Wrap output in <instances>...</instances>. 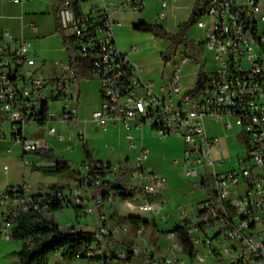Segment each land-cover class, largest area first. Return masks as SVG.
<instances>
[{"label": "built area", "instance_id": "1", "mask_svg": "<svg viewBox=\"0 0 264 264\" xmlns=\"http://www.w3.org/2000/svg\"><path fill=\"white\" fill-rule=\"evenodd\" d=\"M144 1L61 0L58 16L64 32L76 38L89 35L77 40L75 50L81 68L99 82L101 102L92 119L103 132L110 126L121 128L128 148L135 153L131 161L93 159L79 163L78 180L66 190L51 191L46 185L24 179L18 185L0 188V240L12 239L22 213L49 216L69 208L74 219L53 222L59 231L74 233L81 231L82 217L98 211L99 225L86 246L85 257L70 262L58 258L49 264H183L171 254L118 242L115 234L128 232L131 225L120 221L111 227L103 201L95 196V186L113 181L122 170V178L126 176L129 185L139 190L128 200L111 194L107 200L113 198L128 209L148 213L162 208L152 199L163 191L166 177L147 166L148 149L138 146L132 133L149 128L159 136L180 137L183 155L174 158L172 166L194 185L209 177L210 188L216 193V204L207 198L197 204L193 216L181 210L177 226L193 246L192 256H183L193 260L198 257L196 248H200L210 264H264V11L260 0H208L209 7L195 22L202 31L200 45L195 46L212 54L214 67L208 73L201 72L205 81L194 92L195 86H180L186 55L160 84H154L143 77L130 53L115 45V15L139 12ZM166 5V1L161 2V17L166 15ZM136 49L132 46L130 52ZM40 61L29 40L2 30L0 138L6 136L7 125L10 138L21 146L23 154L50 149L45 137L27 134L31 125H43L47 135L65 141L56 124L77 119L72 94L75 71L67 62L60 77L49 78L40 72ZM208 120L234 131L238 148L233 153H223L219 138L208 132ZM77 138L86 142L82 132ZM27 162L24 158L23 163ZM54 201L60 202L61 208L49 212ZM134 229L140 236L144 227L140 224ZM169 239L170 253L182 249L175 233L169 231Z\"/></svg>", "mask_w": 264, "mask_h": 264}, {"label": "crops", "instance_id": "2", "mask_svg": "<svg viewBox=\"0 0 264 264\" xmlns=\"http://www.w3.org/2000/svg\"><path fill=\"white\" fill-rule=\"evenodd\" d=\"M162 1L167 2L165 7L166 15L164 17L159 14L162 11ZM195 2L196 0H177L176 2L171 0H145L141 11L120 12L115 15L114 43L120 51L130 53V57L140 67L145 79L152 81L154 84H160L177 63L169 64L170 66L168 67L159 59L160 63L153 64L149 58L150 50L146 51L143 46L160 45L156 50L157 55L160 56V53L168 46V42L161 38H155L150 33L137 32L134 30V25L141 22L157 23L167 31L175 33L179 25L188 20ZM54 6L55 0H0V33L6 29L14 37H23L29 40L41 60L39 62L40 72L49 78L60 77L64 65L68 62L65 47L60 36L57 38L55 31ZM30 25H33V28ZM195 28L199 31V35L195 37L196 39L191 36V28L188 31V37L193 41L194 45H200L199 40L202 36V31L198 27ZM132 46H136L137 49L130 52ZM185 64L182 68L180 86L184 89H191L196 85L200 70L198 67L190 70ZM81 73L83 76L80 79L76 78L72 85V94L76 97L77 102V119L72 123L56 124L58 131L64 133L66 140L59 141L55 136L47 135L43 125H31L27 134L33 137H45L49 148L57 156L69 161L71 166L83 162L85 147L92 152V158L95 160L131 161L135 152L128 148L125 132L117 126H110L107 132H103L93 121V112L99 107L101 102L99 82L86 69L81 68ZM189 76L191 79L190 85H188ZM81 82L83 83L82 91L79 88V83ZM90 90L94 92L92 101H90L88 96ZM5 126L7 127V125ZM207 129L210 135L219 138L223 153L225 155L231 154L230 145L235 140L234 131L224 129L221 125L212 123L211 120L207 121ZM95 130H99L103 134L100 140L101 143L97 142L99 137ZM79 132L84 133L86 142L82 143L78 140L77 133ZM132 133L137 139L138 146L145 145L148 149L147 166L154 173L162 174L166 177L163 191L152 199V203L161 204L162 208L148 213L128 209L122 203H119L122 207L119 208L116 204L117 215H131L147 219L152 224L144 227L145 231H149V228L153 230L158 228L159 231L172 230L177 226L181 218V210H185L189 216H193L196 213L197 204L205 201L207 194L203 189L198 188L197 185L190 183L182 172L171 164L174 158H180L183 155L184 143L180 137L159 136L149 128L134 130ZM67 144L70 145V148H66ZM29 162L30 164L37 163L38 158L31 156ZM28 170L30 173L26 181L31 184L51 185L61 179V177L46 176L39 172H32L30 167ZM22 173V177H25L27 171L22 170ZM5 176V179L0 177V188L6 185L19 184H12L8 174ZM110 212L112 213L113 210ZM132 229L134 228L130 226L129 231H132ZM133 231L136 233L135 229ZM115 239L124 243L116 236ZM141 240L145 241L144 238H141ZM8 242L10 241L0 240V245L3 244L1 245V252L4 255H9L11 264H14L17 258H13L12 263L11 253L12 251H19L22 245L12 247V243ZM157 254L164 255L165 252L159 251ZM206 264H210V262Z\"/></svg>", "mask_w": 264, "mask_h": 264}, {"label": "trees", "instance_id": "3", "mask_svg": "<svg viewBox=\"0 0 264 264\" xmlns=\"http://www.w3.org/2000/svg\"><path fill=\"white\" fill-rule=\"evenodd\" d=\"M60 4L61 0H55V31L57 35L60 36L65 47L70 67L75 71L76 78L80 79L83 75L81 73V62L75 50L76 42L79 39L89 37V35L85 34L83 37L76 38L65 34L58 16ZM208 7V0H196L188 20L180 24L175 33L167 31L163 26L157 23L145 22L134 25V30L142 33H150L155 38H161L168 42L166 49L160 53V57L165 63L169 62L176 55L180 46L185 47V54L189 52V56H192L196 60L198 56L196 51L197 48L188 37V31ZM190 50H194V52L191 53ZM204 81L205 75L200 72L192 92L198 91L202 87ZM31 154L38 158L37 163L30 164V170L32 172H39L46 176L68 178L72 181L78 180L79 171L76 167L71 166L70 162L66 159L57 156L52 149H38L32 151ZM92 160V152L85 147L83 163H89ZM122 176L123 171L121 170L113 181H106L101 185L95 186V196L99 197L104 202L107 201L110 194L120 200L130 199L139 188L121 182ZM210 183L211 179L209 177H203L197 184V187L203 189L207 194V198L213 204H216V193L211 190ZM69 188V185L62 186L57 183L48 186V189L51 191L66 190ZM60 208L61 203L54 201L50 206L49 212H57ZM200 213H203V211H200ZM121 219H125L133 228L140 224L143 225V227L152 224L147 219L131 215L122 217ZM170 232L177 235L183 252L188 256H192L193 246L185 231L179 226H176L170 230ZM92 234V231L86 230L64 233L59 231L57 225L50 216L40 215L37 212L22 213L19 217L18 227L12 235V239L22 241L21 249L14 253L17 257V264H49L50 261L55 258H59L64 262H70L76 258H84L86 255V246L91 241ZM25 240H28V243H26Z\"/></svg>", "mask_w": 264, "mask_h": 264}, {"label": "rangeland", "instance_id": "4", "mask_svg": "<svg viewBox=\"0 0 264 264\" xmlns=\"http://www.w3.org/2000/svg\"><path fill=\"white\" fill-rule=\"evenodd\" d=\"M260 6L262 8V10L264 11V0H260ZM196 25L195 23L190 27L191 28V36L192 37H197L199 35V31L196 30ZM67 33H69V31H67ZM196 39V38H195ZM160 45H145L143 46L146 51L150 50V61L153 64H157L160 63L161 57L159 55H157L156 50ZM197 48V47H196ZM189 51V50H188ZM197 51V59L195 60L192 56H189V52L187 54L188 56V61L185 64V66L187 65L190 70H192V68L194 67H198V69L200 70V72H204V73H208L210 72L213 67H214V61H213V56L209 51H203L200 48L196 49ZM190 52H194L190 50ZM185 47L184 46H180L179 49L176 52V55L167 63H164V65H168V67L170 65H173L175 63H178L179 60L181 59V57H184L185 55ZM170 64V65H169ZM189 83L188 85L191 84V79L189 76ZM82 82L79 83V88L82 91ZM89 99L90 101H92V99L94 98V92H92V90L89 91ZM91 125V124H90ZM4 129L6 131V136L5 137H1L0 138V177L1 179H5V175L8 174L9 176V180L10 182H12V184H17V183H21V181L27 180V177H29V173L30 171L28 170V168L30 167V157L34 156L31 153H26L23 154L22 153V149L21 146L17 143H15L9 136V132L6 126H4ZM97 133V136L99 137V140L97 141L98 143H101V138L103 137V134L98 130H95ZM230 150H232L231 152L233 153L235 151V148H238L237 143L234 141H232L231 145H230ZM35 157V156H34ZM26 158L27 159V163L28 164H24L23 163V159ZM110 161H118L121 162L120 160H110ZM4 166H6V170H4ZM75 167L77 165H74ZM22 170H26L27 174L25 175V177L23 176ZM8 178V177H7ZM121 182H123L124 184H129L128 179L126 176H124L123 178H121ZM57 184L65 186V185H69L70 187L73 186V181L71 179L68 178H61ZM194 185V184H193ZM49 186V185H46ZM84 195V194H83ZM120 201L116 200V199H110L107 201H103V212L106 213V215L110 216V221L112 222L111 227H116L120 221H124L127 223V221L125 219H121L122 217H127V216H123V215H117L116 212V206L118 205L119 208H121L122 206L119 204ZM117 204V205H116ZM113 212L111 213L110 211ZM96 214H99L98 211H96ZM94 212H92L89 215H86L84 217H82V221L80 222V229L83 231H94L97 226L99 225V222L97 221V216ZM117 215V216H116ZM54 222L59 223V224H63L67 219H74V214L73 211L69 208H66L64 210H62L59 213H55V214H51L49 215ZM134 229H132V231L130 230L127 233H123V232H117L115 235L116 237L124 242V243H128V244H137L141 247H146L148 250L152 251V252H159V251H163L165 252L166 255H172L175 256L176 259L178 260H182L183 264H206L208 263L210 260L208 258H205L204 256H202V252L200 250V248H196V251L198 252V257L195 259H187V257L183 256V250L179 249L176 253H170L171 250L169 249L172 241L169 239V231H159L158 228L153 230L149 228V231H145L143 230L141 232V238H144L145 241L141 240L140 236H138V234L134 233L133 231ZM134 237V238H133ZM6 241H10L8 243H12V247H18L22 245V241L20 240H6ZM3 245V244H1ZM0 245V264H11L9 255H4L1 252L2 246ZM15 252L12 251V263H13V258L16 259V255L14 254ZM58 260V258H55L54 261ZM14 264H17V260L15 261ZM75 264H84L81 261H77Z\"/></svg>", "mask_w": 264, "mask_h": 264}, {"label": "water", "instance_id": "5", "mask_svg": "<svg viewBox=\"0 0 264 264\" xmlns=\"http://www.w3.org/2000/svg\"><path fill=\"white\" fill-rule=\"evenodd\" d=\"M57 38H59V35H57Z\"/></svg>", "mask_w": 264, "mask_h": 264}]
</instances>
